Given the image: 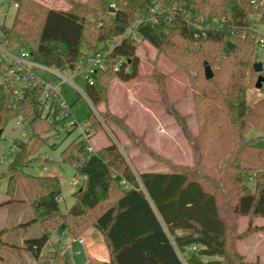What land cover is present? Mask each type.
I'll return each mask as SVG.
<instances>
[{
	"label": "trees",
	"instance_id": "16d2710c",
	"mask_svg": "<svg viewBox=\"0 0 264 264\" xmlns=\"http://www.w3.org/2000/svg\"><path fill=\"white\" fill-rule=\"evenodd\" d=\"M13 1L17 4L13 20L9 26L0 25V33L8 46L30 51L39 64L72 74L82 58L115 43L104 67L93 75V85H87L93 108L105 102L106 81L111 77L121 81L137 77L141 41L169 56L192 76L198 130L195 136L190 133L185 118L166 101L162 79L157 77L160 103L189 144L193 167L135 174L116 144L110 141L88 155L86 142L76 137L60 158L83 180L72 194V205L62 213L58 177L27 171L38 159L44 136L58 122L48 124L38 116L33 91L13 101L1 88L0 131L10 121L28 117L30 132L27 141L15 142L17 151L8 167L4 193L7 199L0 207L17 202L14 194L19 188L33 216L11 229L39 225L42 230L40 237L26 240L21 248L12 247L40 262L71 264L58 243L51 256L41 257L52 232L63 230L78 238L93 228L107 246L109 264H250L238 253L236 243L263 229L252 220L264 219V145L258 143L264 139V82L261 96L253 101L248 100V89L255 76L256 32L249 18L257 14L264 24V0H63L67 9L36 0ZM111 3L115 9L109 7ZM153 7L159 9L155 23L142 24L128 36L137 16ZM228 42L234 45L231 50ZM117 58L124 62L115 72ZM206 66L212 72L210 79L205 78ZM108 118L104 120L108 125L121 127L135 142L122 119ZM87 120L90 138L91 128H102L93 113ZM252 128L261 135L247 139ZM241 217L248 218L247 229L238 234L236 222ZM3 233L0 246L6 245Z\"/></svg>",
	"mask_w": 264,
	"mask_h": 264
},
{
	"label": "rangeland",
	"instance_id": "374dc122",
	"mask_svg": "<svg viewBox=\"0 0 264 264\" xmlns=\"http://www.w3.org/2000/svg\"><path fill=\"white\" fill-rule=\"evenodd\" d=\"M36 1L54 9L68 8V5L63 0ZM157 9L158 7L154 8V10ZM14 13L13 0H0V25L9 26L13 20ZM249 20L256 31L253 40L255 51L252 56V65L254 62H260L263 67L261 75L264 76V47L259 48L256 46L257 35L259 38L264 37V24L259 23V15L257 14L250 16ZM130 31L131 29L129 28L127 33ZM136 53L139 57L137 77L129 81H121L116 77H111L107 80L106 100L99 107L93 108L88 100L86 82L79 74L62 73L65 78L71 79V82L80 92L74 90L68 81L57 79L60 92L68 106L71 107L74 119L82 128H87V119L91 113L100 122L101 131H96V129L92 128L90 130V140L97 146V148L95 147L96 150H98L100 143L103 144L107 140L116 144L135 174L148 171H181L192 168L194 157L191 148L184 139L176 121L165 111L160 103L161 96L156 80L157 77L162 79L166 101L185 118L188 130L195 136L198 129L193 102L194 90L191 87L192 76L180 70L169 56L161 53L145 41L139 43ZM153 70L155 74L152 75ZM254 75L252 86L248 89L249 101L261 96L259 90L254 87L258 74L255 73ZM41 76L44 77L43 75ZM104 114H107L105 115L107 118L110 115L117 119H122L128 130L136 137L135 142L132 143V140L127 137L126 132L121 127L114 124L108 125L104 121ZM154 129H158L161 135L155 133ZM28 135L29 133L25 126L23 124L16 126L15 120L10 121L0 133V201L6 198L4 193L8 167L17 151L15 142L18 140L25 141ZM78 135V129L68 132L66 121H63L55 130L44 136V144L39 150L38 159L27 169L33 175L58 177L61 182L59 208L62 213L72 205V194L79 190L83 179L75 177L72 165L61 162L60 153ZM260 135L261 133L257 129L252 128L247 132L246 138L253 139ZM99 136L103 138L100 143ZM258 143L264 145V139H260ZM42 168H45V170H42ZM74 180L77 183L74 184ZM247 184L253 189L252 181H248ZM14 198L17 200L14 207L16 209L10 214V217L19 212L23 219L22 223H25L33 216L31 208L19 188L15 191ZM9 221L8 225L11 223ZM247 223V217L238 218L236 232L238 234L243 233L247 229ZM252 223L254 226L262 227L263 229L237 241L236 249L238 251L237 245L240 242L239 251L244 255L246 262L264 264V219L255 218ZM38 230L42 233L39 225H33L27 232L33 235H36L37 232L38 235ZM25 232L24 230H17L15 233H6L2 235V241L17 245L18 239ZM54 236L61 239V242L64 243V257L66 259L73 264L85 263V245L80 244L77 240L75 241L68 233L62 237L59 235ZM56 237L53 238L55 239ZM53 245L48 246L47 249L44 248L46 249L44 252L48 250L47 257L53 254ZM3 249L5 248L3 247Z\"/></svg>",
	"mask_w": 264,
	"mask_h": 264
},
{
	"label": "built area",
	"instance_id": "2783aa9c",
	"mask_svg": "<svg viewBox=\"0 0 264 264\" xmlns=\"http://www.w3.org/2000/svg\"><path fill=\"white\" fill-rule=\"evenodd\" d=\"M14 7H17L15 2ZM109 7L115 9L113 3H111ZM154 8L156 7L151 8L148 12L137 18L131 25V31L127 33L128 36L131 37L133 32L142 24L155 23L156 10H154ZM168 14L171 17L170 11H168ZM114 45L115 43H110L106 49L82 58L76 64L72 74H79L86 82V85L92 86L93 75L96 70L104 67L107 56ZM256 46L259 48L264 47V37L259 38L257 35ZM123 62L124 60L122 58H117L113 65V70L115 72L119 71ZM57 79L68 81L74 90L80 92L71 82V79L65 78L60 71L36 62L30 51L8 46L7 41L0 33V89L2 88L5 90L13 101L23 100L27 91H33L38 116L48 124L58 122L57 126L62 124L63 121H66L68 132L73 129H78L79 135L77 137H79V141H85L88 155H94L96 150L90 141L88 129L82 128L74 119L71 107L68 106L60 92ZM14 120L16 126L23 124L27 132H30V119L28 117H18ZM27 139L25 141H27ZM42 170H45V168H42ZM75 183H77L76 180H74V184ZM59 200L60 197L57 200L58 203L60 202ZM193 249L194 248H192V250ZM46 264H52V261H48Z\"/></svg>",
	"mask_w": 264,
	"mask_h": 264
},
{
	"label": "crops",
	"instance_id": "0c3cea01",
	"mask_svg": "<svg viewBox=\"0 0 264 264\" xmlns=\"http://www.w3.org/2000/svg\"><path fill=\"white\" fill-rule=\"evenodd\" d=\"M155 133H157L158 135H161L160 131L157 130H153ZM100 137V136H99ZM103 138H99V143L101 142ZM91 141V140H90ZM103 141V140H102ZM92 143V142H91ZM110 141L107 140L105 141L103 144H99V148H103L107 145H109ZM94 149L96 150L97 146L95 145V143H92ZM96 147V148H95ZM97 151V150H96ZM51 176V175H48ZM7 198L3 199L2 201H0V204L2 202H4ZM16 205V203H8L6 205H3L0 207V231L4 230L3 235L10 234V233H15L17 230H13L11 228L22 224V217L21 214L18 212H16V214L12 217H10V214H12L13 211H15L16 208H14ZM64 213V212H63ZM11 218V220H10ZM10 220V221H9ZM8 221L11 222L10 225H8ZM27 222V221H26ZM28 229H24L25 234H22L20 236V238L18 239L19 242L16 244H11L8 242H4L6 243V245L0 246V256H1V261L0 264H46L45 260L41 262L38 260H35V258L27 251H24L22 249H17L14 248L12 246H16V247H22L24 242L28 239H33V238H38L40 237L41 233L38 230V235L36 232V235H33L30 232H27ZM21 230V229H19ZM65 234H67L66 231L63 230H56L54 232H52L51 237H50V241L48 242V244L44 247V248H48V246H52L54 243H59L60 244V249H61V255L64 257V253H65V245L64 243L61 242V239H59L58 237L54 236V235H59L60 237L64 236ZM53 237H56L55 239ZM74 240L78 241L80 244L85 245L86 250H85V263L84 264H109V253H108V249L107 246L105 245L103 238L101 236V234L94 230L93 228H89L88 230H86L80 237L78 238H74ZM260 241V240H258ZM239 244L237 245L238 251H239ZM3 247L5 249H3ZM41 252V257L46 258L47 257V251L44 252V249ZM240 253V251H239ZM241 254V253H240ZM242 255V254H241ZM244 256V255H242ZM65 258V257H64ZM245 258V257H244ZM66 259V258H65ZM68 262H70L68 259H66ZM71 264H73L72 262H70Z\"/></svg>",
	"mask_w": 264,
	"mask_h": 264
},
{
	"label": "water",
	"instance_id": "95a60500",
	"mask_svg": "<svg viewBox=\"0 0 264 264\" xmlns=\"http://www.w3.org/2000/svg\"><path fill=\"white\" fill-rule=\"evenodd\" d=\"M226 47L228 50H231L234 47V45L231 42H228L226 44ZM252 69L256 74H258L254 87L257 90H260L262 87V84L264 82V76L261 75L262 70H263L262 64L260 62H254L252 65ZM211 77H212V72H211L210 68L208 66H206L205 67V78L210 79ZM0 133H1V131H0Z\"/></svg>",
	"mask_w": 264,
	"mask_h": 264
}]
</instances>
